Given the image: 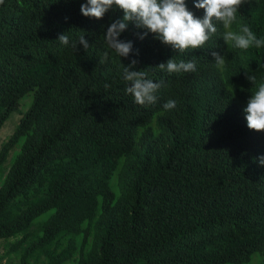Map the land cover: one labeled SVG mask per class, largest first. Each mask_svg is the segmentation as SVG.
I'll return each instance as SVG.
<instances>
[{
	"label": "trees",
	"instance_id": "obj_1",
	"mask_svg": "<svg viewBox=\"0 0 264 264\" xmlns=\"http://www.w3.org/2000/svg\"><path fill=\"white\" fill-rule=\"evenodd\" d=\"M83 2L0 4V131L25 109L0 148L7 255L18 264H264V166L254 159L264 130L249 129L243 111L255 90L247 72L264 78V48H230L217 24L204 48L179 53L131 23L120 39L133 52L101 63L104 31L124 13L86 17ZM244 24L264 37V0H244L231 30ZM64 33L85 35L89 49L63 46ZM172 57L194 60L197 72L161 70ZM133 59L162 82L154 104L125 91L123 63ZM169 99L176 107L165 110Z\"/></svg>",
	"mask_w": 264,
	"mask_h": 264
},
{
	"label": "clouds",
	"instance_id": "obj_2",
	"mask_svg": "<svg viewBox=\"0 0 264 264\" xmlns=\"http://www.w3.org/2000/svg\"><path fill=\"white\" fill-rule=\"evenodd\" d=\"M4 0H0L3 4ZM196 9H203V17H198L189 10L186 0H84L80 11L86 17L101 19L112 9L123 11V17L112 22L104 31L106 50L103 53L101 63L107 60L110 53H115L122 62V58H128L133 52V42L120 39L131 23L138 28L147 31L141 34L143 39L148 33L173 49L183 53L187 49L204 48L217 33V24L223 26L222 38L230 48L248 50L250 48H264V37L258 36L247 25H240L239 31H234L232 25L237 21V13L244 0H193ZM54 38V37H53ZM57 41L63 46L77 50L78 45L85 51L90 47L85 35H78L72 39L66 33L59 35ZM51 49L47 45V50ZM216 67L222 68L225 56L213 51ZM121 78L126 82L125 91L133 97L139 105H151L158 100V91L162 82L148 78L144 71L136 68L137 61L133 59L130 64L123 63ZM161 70L169 74L195 73L197 63L194 60H177L174 57L158 65ZM247 79L255 86L251 91L247 104L243 111L247 121V127L251 130H264V78L257 82V76L247 72ZM112 85L105 83V89ZM176 107V100L169 99L163 104L165 110ZM261 166H264V155L254 158Z\"/></svg>",
	"mask_w": 264,
	"mask_h": 264
},
{
	"label": "rangeland",
	"instance_id": "obj_3",
	"mask_svg": "<svg viewBox=\"0 0 264 264\" xmlns=\"http://www.w3.org/2000/svg\"><path fill=\"white\" fill-rule=\"evenodd\" d=\"M31 97L28 98L30 99V103L32 101V95H29ZM23 106H21V109L18 111H15L12 116L9 118V120L6 122L5 126L1 129L0 131V148L2 143L7 140L12 133L14 132L16 126L18 125L20 118L22 114L19 112L20 110H25L23 109ZM6 240H1L0 241V255L4 256V259L2 260V264H18V260L14 255H7L8 252V247H6Z\"/></svg>",
	"mask_w": 264,
	"mask_h": 264
}]
</instances>
